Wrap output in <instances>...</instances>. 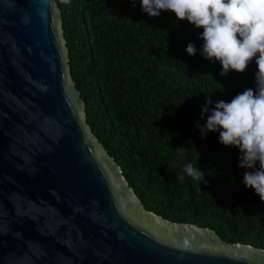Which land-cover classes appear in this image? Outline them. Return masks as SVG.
<instances>
[{
    "label": "water",
    "instance_id": "95a60500",
    "mask_svg": "<svg viewBox=\"0 0 264 264\" xmlns=\"http://www.w3.org/2000/svg\"><path fill=\"white\" fill-rule=\"evenodd\" d=\"M0 264H264L143 207L86 122L56 0H0Z\"/></svg>",
    "mask_w": 264,
    "mask_h": 264
},
{
    "label": "trees",
    "instance_id": "16d2710c",
    "mask_svg": "<svg viewBox=\"0 0 264 264\" xmlns=\"http://www.w3.org/2000/svg\"><path fill=\"white\" fill-rule=\"evenodd\" d=\"M56 1L86 122L143 207L264 249V202L242 182L253 169L238 166L239 149L219 143L218 131L202 138L196 127L216 102L255 92V58L243 73L221 75L219 61L201 55L203 29L172 12L150 17L140 0ZM206 100L212 103L202 116ZM187 163L206 182L189 177Z\"/></svg>",
    "mask_w": 264,
    "mask_h": 264
},
{
    "label": "clouds",
    "instance_id": "9594fccd",
    "mask_svg": "<svg viewBox=\"0 0 264 264\" xmlns=\"http://www.w3.org/2000/svg\"><path fill=\"white\" fill-rule=\"evenodd\" d=\"M140 6L150 17L169 11L178 20H187L196 28H202L201 55L219 61L221 75L230 70L243 73L255 58V92L249 88L230 102H216L205 125L196 127L202 138L208 132L218 131L219 143L239 149L238 166L253 169L244 172L242 182L264 202V0H140ZM185 50L189 56L197 51L192 43H188ZM211 103L206 100L202 116L209 112ZM183 171L198 185L206 182L205 172L191 163L185 164Z\"/></svg>",
    "mask_w": 264,
    "mask_h": 264
}]
</instances>
